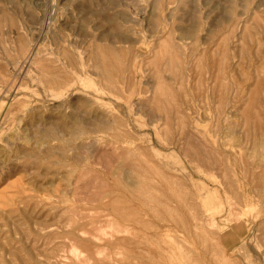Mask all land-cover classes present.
Returning a JSON list of instances; mask_svg holds the SVG:
<instances>
[{
  "label": "rangeland",
  "instance_id": "rangeland-1",
  "mask_svg": "<svg viewBox=\"0 0 264 264\" xmlns=\"http://www.w3.org/2000/svg\"><path fill=\"white\" fill-rule=\"evenodd\" d=\"M53 263L264 264V0H0V264Z\"/></svg>",
  "mask_w": 264,
  "mask_h": 264
},
{
  "label": "bare ground",
  "instance_id": "bare-ground-1",
  "mask_svg": "<svg viewBox=\"0 0 264 264\" xmlns=\"http://www.w3.org/2000/svg\"><path fill=\"white\" fill-rule=\"evenodd\" d=\"M114 19V21L116 20L115 18H113ZM172 19V18H171ZM111 21H112V19H111ZM125 21V20H124ZM123 21V22H124ZM94 22V21H93ZM109 22V21H108ZM116 22V21H115ZM114 22V23H115ZM126 22H127V20H126ZM118 22H116L115 23V26H118L119 24H117ZM113 25V24H112ZM123 25V24H122ZM114 26V25H113ZM114 26V27H115ZM120 26V25H119ZM118 26V27H119ZM112 27V26H111ZM111 29H113V31H117V30H114V28H111ZM120 31V30H119ZM119 32H117V34H118ZM122 33H120L119 35H118V37H117V35H114V38H116V39H118L119 40V42L121 41V42H128V41H126L127 39L126 38H123V36H120ZM184 35V34H183ZM103 37H104V39H107V40H109V39H111V38H113L112 37V35H111V33H109V32H104V34L102 35ZM102 36H100V37H102ZM95 37V36H94ZM99 37V38H100ZM92 38V37H91ZM96 38H98V37H96ZM180 38H181V36H180ZM186 38V37H185ZM98 40V39H97ZM164 40V39H163ZM165 41H166V39H165ZM190 45V44H189ZM162 46V45H161ZM109 49H111L109 46H105L104 48H101V50H100V54L98 55V54H96V55H98V59H97V64H98V67L101 69V71H107V56L105 55L106 54V52L109 50ZM115 49V48H114ZM113 49V50H114ZM179 51V50H178ZM117 52H118V50H117ZM159 53V52H158ZM118 54V53H117ZM96 55H94V56H96ZM116 56V55H115ZM121 57V56H120ZM157 57V56H156ZM95 58V57H94ZM123 60H121V62H122ZM170 60H168V62H169ZM180 61H182L181 59H180V57L178 56V54L176 55V54H174V55H172L171 56V64L173 65L175 62L178 64V63H180ZM64 64V63H63ZM118 65V64H117ZM168 65H169V63H168ZM120 66V65H119ZM125 66V65H124ZM115 68V67H114ZM117 69V68H116ZM123 69V68H122ZM121 69V70H122ZM213 69V68H212ZM96 70H97V72L99 71L97 68H96ZM122 71H124V69L122 70ZM215 71V70H214ZM100 72V71H99ZM119 72V71H118ZM121 72V71H120ZM105 73V72H104ZM109 73V72H108ZM99 74V73H98ZM111 74V73H110ZM120 74V73H119ZM103 75V74H102ZM112 75V74H111ZM121 76V75H120ZM104 77V76H103ZM114 77V76H113ZM157 77H159V76H157ZM105 78V77H104ZM114 79H116L115 77H114ZM159 79H160V77H159ZM106 81V80H105ZM118 81V80H117ZM108 83V82H107ZM159 83H160V81H159ZM110 84V83H109ZM108 85V84H107ZM162 85V84H161ZM160 89V88H159ZM161 90V89H160ZM160 90H157V91H160ZM162 90H163V88H162ZM249 90V89H248ZM164 93H165V90L163 91ZM169 92V91H168ZM160 93H162V92H160ZM164 93H163V95H164ZM168 95V94H167ZM156 96V95H155ZM162 96V95H161ZM166 96V95H165ZM157 97H159V96H157ZM171 97V96H170ZM161 98V97H160ZM83 100V99H82ZM160 100V99H159ZM161 100H162V98H161ZM156 102H159V101H156ZM161 102H163V100L161 101ZM161 104V103H160ZM157 106H160V105H157ZM159 110H161V109H159ZM168 111V110H167ZM74 113V112H73ZM88 113V112H87ZM99 113V112H98ZM101 114V113H100ZM99 115V114H98ZM65 116V115H64ZM95 117V116H94ZM114 118V117H113ZM61 119V118H60ZM115 119V118H114ZM118 119H120V118H118ZM79 120V119H78ZM76 124H79V126H80V122L79 121H76L75 122ZM107 123V122H106ZM106 123H104L103 121L101 122V123H98L97 124V126H96V128L94 129V130H97V131H104L105 132V130H108V129H110L108 126H109V123H107L108 124V126H107V124ZM115 123V121L113 122V124ZM118 123V122H117ZM113 124L111 125V126H113ZM115 125H118V124H115ZM115 125H114V127H115ZM71 126H73V125H71ZM75 126V125H74ZM82 126V125H81ZM78 127V126H77ZM72 129V128H71ZM111 129H114V128H112L111 127ZM117 129H118V127H117ZM53 130V129H52ZM116 130V129H115ZM118 130H120V126H119V129ZM174 130V129H173ZM112 132V131H111ZM120 132V131H119ZM120 135V134H119ZM119 139H120V137H119ZM9 141V140H8ZM14 141V140H13ZM20 141V140H19ZM96 142V141H95ZM41 143V142H40ZM6 145V144H5ZM61 147V146H60ZM137 152V151H136ZM5 154V153H4ZM135 158V157H134ZM145 158V157H144ZM31 160V159H30ZM28 161V160H27ZM16 162V161H15ZM132 162V161H131ZM27 164V163H26ZM25 164V165H26ZM27 166V165H26ZM27 167H30V168H37L38 167V164L36 163V161H32V162H30V164H29V166H27ZM127 191V190H126ZM107 209V208H106ZM187 226V225H186ZM72 233V232H71ZM87 235V234H86ZM85 235V236H86ZM197 235V234H196ZM198 237V236H197ZM27 249V248H26ZM34 250V249H33ZM32 250V251H33ZM86 250V249H85ZM90 250V249H89ZM88 250V251H89ZM71 251L73 252V253H75L76 255H78V256H83L84 254H85V251H79V249L78 248H76V247H74V246H72V248H71ZM86 253H88L87 251H86ZM88 255V254H87ZM61 255H58L54 250L53 251H51L50 252V258H59ZM64 256V255H63ZM89 256H91V255H89ZM61 258H62V256H61ZM60 258V259H61ZM89 258V257H88ZM52 259V260H53ZM64 260V259H63ZM64 263V262H63ZM62 263V264H63ZM54 264V263H53Z\"/></svg>",
  "mask_w": 264,
  "mask_h": 264
}]
</instances>
